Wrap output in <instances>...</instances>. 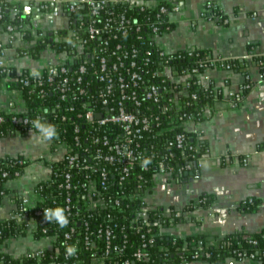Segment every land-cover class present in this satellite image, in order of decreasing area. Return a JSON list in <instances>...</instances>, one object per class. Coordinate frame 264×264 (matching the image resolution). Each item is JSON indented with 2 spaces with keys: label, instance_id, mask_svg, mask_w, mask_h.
Listing matches in <instances>:
<instances>
[{
  "label": "built area",
  "instance_id": "built-area-1",
  "mask_svg": "<svg viewBox=\"0 0 264 264\" xmlns=\"http://www.w3.org/2000/svg\"><path fill=\"white\" fill-rule=\"evenodd\" d=\"M5 1L9 4L26 3L21 0ZM54 1L58 2V12L62 11L65 14L67 22L65 29H68V39L72 47L70 53L58 54V65L45 68L48 69L47 81L52 82L58 72L56 86L58 97L62 102L69 100L70 105L79 104L82 108L67 106L63 108V114L60 116L62 121L66 122L69 112L76 115L71 117L76 135L72 141V148L64 139L58 138L57 142L51 138H44L40 130L32 126L29 132L40 135L50 144L52 152L47 163L51 174L54 163L65 164V169L62 170L65 181L60 184V187H64L70 194L66 197L67 223L64 226L69 227V230L65 233L64 245L69 247L71 238L79 236L80 251L89 252L90 256L84 262L78 258V255L69 256L66 252L62 257L68 262L61 263L59 248L54 245L56 237L48 234V230L44 227L46 220L42 218L43 210H37L34 217L30 216L31 212L29 213L31 209L36 208L38 202L44 201L38 195L36 187L34 189L36 198L32 200L28 195L15 192L9 186L11 181L23 176L28 165L22 169L24 159L10 157L15 158L16 161L5 164L1 163V159L5 157H0V183L3 181L8 191L0 192V198H2L0 221H14L23 232L10 234L0 243V255L2 256L0 264H16L11 259L21 260L19 264H25L22 260L28 256L40 262L47 251L54 257L53 264L148 263L150 260L148 246L154 241V235L150 234V230L142 232V228L151 225L149 211L152 207L146 200L143 201L141 210L130 218L129 230L125 225L118 226L113 221L115 217L111 211L117 209L127 195L122 193L114 196L112 194L113 185L110 176L121 184L133 175L137 167L142 168L143 171L150 170V165L144 160V152H148V147L143 144L146 135L152 134L149 138L154 139L157 135V132H153L154 128L160 127L163 117L172 118L170 113L180 105L177 98L166 97L170 91L165 82L171 79L179 84L190 85L187 75L191 71L174 69L172 61L196 54L199 58L192 72L198 76L196 81L198 84H201L200 76L204 70L215 66L232 70V67L227 60L221 58H201L198 51L171 52L162 45L163 36L172 30L173 15L180 11V7L170 0ZM160 2L164 4L161 3L159 7ZM111 5H123L129 9H138L140 12L153 11L157 8L158 13L153 18L150 15L145 19H138L126 13L109 12L106 7ZM2 9L0 4V19L3 18ZM81 9L85 11L82 12ZM14 15H17L16 11ZM145 29L149 31V39H153L161 46L158 53L161 67L153 72V76L161 79V83L147 87L143 85L142 70L151 62V51L141 50L139 46L136 48L131 45L129 49L121 43V40L131 33L135 34L139 40H143L142 32ZM24 30H30L35 39L44 35H40L36 28L29 25H23L21 31L8 26L5 32H0V75L6 79L11 77L14 70L19 76L27 70L16 68L9 60L11 55L19 60L30 56L27 52L28 45L24 41ZM141 45L143 46L144 43L142 42ZM69 74H72V77ZM259 77V83H264V73H260ZM45 81L43 77H35L32 82L36 88H39ZM20 82L24 86L32 83L28 78H21ZM253 87L252 84L244 83L238 92L230 93L228 103L233 104L234 100L242 99L243 93ZM181 93V91L176 92V97ZM58 109H62L61 103L58 104ZM2 110L5 114H13L11 118L13 123L23 121L25 125H30L29 119L23 120L15 116L13 108ZM177 111H180V108H177ZM204 112L206 114V111ZM177 119L182 122L187 131L190 122H199L193 115L185 112L178 115ZM3 121L4 117L0 116V122ZM7 137L2 134L0 138ZM187 138L186 132L176 136L177 149L186 147ZM169 157L172 155L157 162V167H155L157 174L172 177L174 167L168 162ZM44 159L41 157L40 160ZM15 165L22 171L17 170L13 176L9 169ZM191 168V165L187 164L180 167L179 172L189 171ZM81 173L86 175L84 180L73 183L75 174ZM137 180L138 189L147 183L141 174L138 175ZM71 191L77 195L73 197ZM102 193H107V196ZM81 196L85 200L84 207L81 204ZM78 206L84 208V214L76 212ZM101 207L110 210L101 221L100 214L94 216L87 213L98 212V208ZM117 211L122 212L121 209ZM168 212H170L169 208ZM176 213V216L183 215L182 212L176 211ZM75 224L81 228L77 229ZM128 231L140 234L141 242L131 257L122 260L121 255L125 252L129 240ZM38 233L41 235L38 236ZM3 236L4 233L0 230V238ZM249 259L253 260V257ZM243 260L245 259H240V261Z\"/></svg>",
  "mask_w": 264,
  "mask_h": 264
},
{
  "label": "crops",
  "instance_id": "crops-1",
  "mask_svg": "<svg viewBox=\"0 0 264 264\" xmlns=\"http://www.w3.org/2000/svg\"><path fill=\"white\" fill-rule=\"evenodd\" d=\"M21 1L32 2L29 3L32 11L27 14H31L33 25L41 33L66 28V17L62 11L58 12V2ZM170 2L178 5L180 11L173 15L171 32L161 40L169 51H203L211 58L227 61L264 56V0ZM41 4L50 5H45L47 8L42 11ZM54 39L58 40V35ZM9 60L16 68L39 72L58 65V54L46 49L38 60L31 56L19 60L13 55ZM260 73L259 68L252 65L247 77L220 66L201 74V84L212 86L217 99L206 109V119L187 126L188 131L209 144V151L198 162L200 174L193 182L183 184L168 175L157 174L155 185L146 196L152 208H174L183 213L185 219L166 229V233L180 238L201 235L210 242L216 236L238 231L255 234L264 228V83H259ZM248 80L254 87L244 92L242 99L228 103L230 93L238 92ZM8 108L23 112L26 106L17 91L9 89L6 81H0V109ZM51 152L50 144L33 132L0 138V157H22L29 162L23 176L11 181L9 186L34 200L37 184L51 177L47 163ZM41 157L45 159L40 160ZM204 195L213 199L210 207L187 208L192 203L198 204ZM246 200L259 201L258 209L251 213L242 210L240 205ZM223 264L262 263L252 259L242 262L228 259Z\"/></svg>",
  "mask_w": 264,
  "mask_h": 264
},
{
  "label": "trees",
  "instance_id": "trees-1",
  "mask_svg": "<svg viewBox=\"0 0 264 264\" xmlns=\"http://www.w3.org/2000/svg\"><path fill=\"white\" fill-rule=\"evenodd\" d=\"M161 3L164 4V2H160L159 7L161 6ZM0 4L3 7V18L0 19V32H5L8 26H13L15 30L17 29L19 31H21V27H23V25H29L35 28L32 22L31 14H27L25 12L26 6L24 2H20L18 4H9L5 0H0ZM45 5L48 7L50 4H41V7L39 8H41L43 11L47 8ZM81 10L82 12L85 11V9ZM106 10L114 13H126V15L135 16L138 19H145L150 15H152L153 18L155 14L158 13L157 8L153 11L148 10L146 12H140L138 9H129L127 6L123 5H111L106 7ZM15 11L17 12V15H14ZM215 14L219 15L220 13L215 12ZM222 19H224V17H222ZM36 29L40 35H43L40 29ZM24 32V41L28 45L27 52L35 60H38L41 53L46 49H51L57 54H61L63 52L70 53L71 51L72 45L68 39V29L58 30V41H55V39L51 41L49 33H45L42 37L35 39V37L31 35L30 30H24ZM148 32V29L143 30V40H139L133 33L121 40V43L124 46H127L129 49L131 45L135 46L136 48L139 46L141 50L151 51V62L148 67H144L142 70L144 73L143 85L146 87L156 83H161V79L155 78L153 76V72H155L157 69H160L161 67L158 54L161 46L153 39H149ZM142 42L144 43L143 46L141 45ZM199 53L201 58H209L207 53L203 51ZM198 58L199 57H197L195 54L192 57H186L185 59H175L172 61V66L174 69H187L188 71H191V73L187 75L190 85L186 86V84L183 83L179 84L171 79L165 82V85L170 91L166 97L177 98L180 104L177 108H180V111H177V108H174L170 113L172 118H162L160 127H156L153 130V132H157V135L154 139L149 138L152 136V134L146 135V140L143 142V144L144 146L148 147V152H144V160L150 165V170L143 171L142 168L137 167L133 175L130 176L127 181L121 184L113 180L112 176H110L113 185L112 194L114 196L120 195L122 193L127 195V198L121 202L120 206L117 209L111 211L115 217L113 218V221H115L118 226L125 225L127 230H129L130 218H133L135 213L141 210V203L146 200V196L150 194L152 188L155 185V176L158 172L155 169V167H157V162L167 156L172 155V157L168 158V162L172 167H174L172 179L176 180L180 184H183L189 181L188 178H186V173H195L197 171V169H195V165L198 166L199 160L202 159L209 151L208 142L197 137L194 132L187 131L185 126L182 125V122H179L177 119L178 115L185 112L188 115H193L198 121L204 120L206 119V114L204 111L211 107L217 99L212 86L205 87L202 84L196 83L198 76L192 71L197 66L196 61ZM227 62L231 65L232 70L239 71L246 77L247 74H249V67L252 65H256L260 72L264 73V56L252 55L250 60H229ZM73 67L75 68V65H73ZM47 72L48 69H44L43 71L32 74L28 70H25L22 72V75L19 76L14 70L9 79H6L0 75V81L2 82L3 80H7L6 84L8 88L17 91L22 96L23 102L25 103L26 109L23 112H17L14 108V115L18 116L19 119L24 120L27 118L30 121L29 126L25 125L23 121L13 123L11 120L13 114H5L3 110H0V116L4 117V121L0 122V137L2 134L7 137L12 136L14 133L25 135L30 131L31 126L36 128L34 126V121H39L41 124L51 125L54 127L56 134L50 137L53 141L58 142V138H61L67 141L71 148L73 147L72 141L76 135L71 117H75L76 115L75 113L69 112L67 114L68 119L66 122L62 121L60 116L63 114V108L67 106H76L77 109H81L82 106L79 104H76L75 106L70 105L69 100L62 102L58 97V89L56 88L58 84V72L52 82L47 81ZM69 76L72 77V74H69ZM35 77H43L46 80L42 87L36 88L34 86L32 81ZM21 78H28L32 83L28 86H24L20 82ZM245 84L252 83L248 80L245 82ZM178 91H181L182 93L176 97L175 93ZM247 91L248 90L245 92ZM194 95H196V98H194ZM59 103L62 104L61 110L58 109ZM81 126L84 128L82 122ZM182 132H186L188 136L187 144L185 148L177 149L176 136ZM150 147H152V149ZM15 161V158L10 157L1 159V163L5 164L8 162L14 163ZM187 164L191 165V170H184L182 173H180V167L186 166ZM27 165H29V162L24 159L22 169ZM22 169L17 168L15 165L14 167L10 168L9 171L14 176L17 170L22 171ZM63 169H65L64 163L59 165L58 162L54 163L50 179L37 184L36 191L40 198L44 201L38 202L36 208L31 209L29 213L31 212L30 216L34 217L37 210H43L42 218L46 220V225L44 227H46L48 230V234L54 235L56 237L54 245L59 248V260L61 263H66L68 261H65L62 256H64L68 248L67 245L66 247L64 245V236L65 233L68 232L69 227L64 225L61 226L55 217L47 219L45 215L46 210H55L56 208H60L63 210V214L66 217V197L69 196L70 193L64 187H60V184L64 183L65 181L62 174ZM139 174L142 175L145 181L147 180L146 184L142 183L144 185L140 189L137 188V178ZM84 176H86L84 173L75 174L72 182H81V180H84ZM4 190L7 191L4 186V182L2 181L0 183V192ZM71 194L73 197L77 195V193H73L72 191ZM102 194L107 196V193ZM80 199L81 204L84 207L85 200H83L82 196ZM1 200L2 198H0V201ZM212 203L213 199L204 195L200 198L198 204L194 205L192 203L187 208L189 210H192L196 207L206 209L210 207ZM258 205L259 201L257 200H246L240 205V208L251 213L258 209ZM98 209V212L91 211L87 213L93 214L94 216H98V214H100L101 221L103 220V217L110 212V210L109 208L104 207ZM118 209H121L122 212L118 213ZM167 209L168 208L164 207H156L149 211V222L151 225L147 228H142V232H147L150 230V234L154 235V241L148 246L150 260L148 263L143 264H189L194 261H203L208 264H223L228 259H235L239 262H242L240 261L241 258L246 260L251 257H253V260L264 264V228L255 234H247L244 231H238L235 233L226 234L225 236H216L213 238V241L210 242L201 235L180 238L166 233L165 230L183 221L185 218L182 216H176L177 213L174 208H169L170 212L168 213ZM76 212L84 214V208L78 206L76 208ZM75 226L77 229L81 228V226L78 224H75ZM117 228L115 229V232L117 231ZM0 230H2L4 233V236L0 238V243H2L3 240L10 234L23 233L20 231V228L14 221H0ZM127 233L129 240L125 252L121 255L122 260L131 257L141 242L140 234H136L133 231H128ZM37 235L40 236L41 234L38 233ZM69 243V246L75 249V253L73 255H78V258L86 262L87 258L90 256V253L80 251L81 242L79 241V236H73ZM240 254H242V257H240ZM1 257L2 256L0 255V258ZM8 258L11 259L10 257ZM11 260L16 264H19L21 261L14 259ZM53 260L54 257L52 254L47 251L40 262H37L30 256L24 258L22 262L25 264H53Z\"/></svg>",
  "mask_w": 264,
  "mask_h": 264
},
{
  "label": "clouds",
  "instance_id": "clouds-1",
  "mask_svg": "<svg viewBox=\"0 0 264 264\" xmlns=\"http://www.w3.org/2000/svg\"><path fill=\"white\" fill-rule=\"evenodd\" d=\"M34 126L40 130L44 138H50L56 134L54 127L51 125H44L39 123V121H34ZM145 163H147V161H145ZM45 215L47 219L55 217L61 226L67 223L63 210L60 208H56L55 210H46ZM66 251L69 256L75 253V249L71 246H69Z\"/></svg>",
  "mask_w": 264,
  "mask_h": 264
},
{
  "label": "water",
  "instance_id": "water-1",
  "mask_svg": "<svg viewBox=\"0 0 264 264\" xmlns=\"http://www.w3.org/2000/svg\"><path fill=\"white\" fill-rule=\"evenodd\" d=\"M25 5L27 6V10L25 11L26 13L27 12H30L32 11L31 7H29V2H26ZM63 15L65 16V14L63 13ZM59 34V32H49V37L51 38V41H53V37L54 36H57ZM55 41H58L57 39H55ZM195 169H197V171L194 173V172H190V173H186V178H188L189 181L193 182L200 174L199 170H198V166L195 165ZM202 244V242H201Z\"/></svg>",
  "mask_w": 264,
  "mask_h": 264
}]
</instances>
